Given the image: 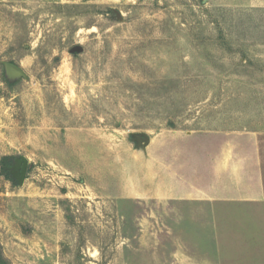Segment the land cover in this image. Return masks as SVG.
Returning <instances> with one entry per match:
<instances>
[{
    "label": "rangeland",
    "instance_id": "1",
    "mask_svg": "<svg viewBox=\"0 0 264 264\" xmlns=\"http://www.w3.org/2000/svg\"><path fill=\"white\" fill-rule=\"evenodd\" d=\"M0 251L264 264V0H0Z\"/></svg>",
    "mask_w": 264,
    "mask_h": 264
},
{
    "label": "water",
    "instance_id": "2",
    "mask_svg": "<svg viewBox=\"0 0 264 264\" xmlns=\"http://www.w3.org/2000/svg\"><path fill=\"white\" fill-rule=\"evenodd\" d=\"M6 65L14 73L23 75L25 77H28L27 74L22 69V67H20L19 65L15 64V63H11V62H7ZM141 135L144 137L145 143L148 144L150 142L149 135H147V133H144V132H142ZM20 164H21L20 181L23 182L24 179H25V175H26V171H27V167H28V160H27V158L22 157L20 159Z\"/></svg>",
    "mask_w": 264,
    "mask_h": 264
},
{
    "label": "trees",
    "instance_id": "3",
    "mask_svg": "<svg viewBox=\"0 0 264 264\" xmlns=\"http://www.w3.org/2000/svg\"><path fill=\"white\" fill-rule=\"evenodd\" d=\"M0 264H5L4 257H3L2 253H1V251H0Z\"/></svg>",
    "mask_w": 264,
    "mask_h": 264
},
{
    "label": "crops",
    "instance_id": "4",
    "mask_svg": "<svg viewBox=\"0 0 264 264\" xmlns=\"http://www.w3.org/2000/svg\"><path fill=\"white\" fill-rule=\"evenodd\" d=\"M200 183H202L201 178H200Z\"/></svg>",
    "mask_w": 264,
    "mask_h": 264
}]
</instances>
